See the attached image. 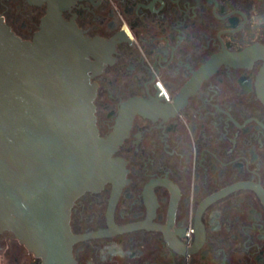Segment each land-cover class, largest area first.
Here are the masks:
<instances>
[{
    "label": "flooded vegetation",
    "instance_id": "af4514ba",
    "mask_svg": "<svg viewBox=\"0 0 264 264\" xmlns=\"http://www.w3.org/2000/svg\"><path fill=\"white\" fill-rule=\"evenodd\" d=\"M59 13L95 43L113 180L74 202L73 264H264V0H0L32 41ZM0 264H42L0 226Z\"/></svg>",
    "mask_w": 264,
    "mask_h": 264
},
{
    "label": "water",
    "instance_id": "95a60500",
    "mask_svg": "<svg viewBox=\"0 0 264 264\" xmlns=\"http://www.w3.org/2000/svg\"><path fill=\"white\" fill-rule=\"evenodd\" d=\"M94 44L59 13L32 41L0 16V226L42 264H73L71 208L120 163L96 125Z\"/></svg>",
    "mask_w": 264,
    "mask_h": 264
}]
</instances>
